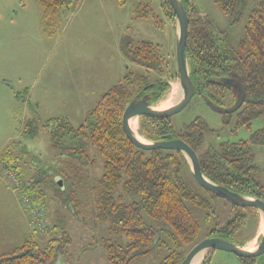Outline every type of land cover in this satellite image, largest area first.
Returning <instances> with one entry per match:
<instances>
[{
  "label": "rangeland",
  "instance_id": "rangeland-1",
  "mask_svg": "<svg viewBox=\"0 0 264 264\" xmlns=\"http://www.w3.org/2000/svg\"><path fill=\"white\" fill-rule=\"evenodd\" d=\"M117 1L79 0L72 10L64 12L58 32L49 36L44 29L39 0H0V154L8 146L14 157L19 158L17 169L24 183L28 184V180L36 177L37 187L28 189L29 193L39 195L48 224L56 237L69 239L64 254L55 264H110L106 245L116 242L126 246L129 240L121 231L112 232L111 219L104 220L98 216L93 187L104 173L106 157L96 147L87 145L85 151L93 165L89 162L84 164L78 157H73L71 151L54 147L46 122L68 117L77 128L85 123L101 94L123 81L128 72H148L124 56L121 50L124 38L131 40L133 45L143 41L157 45L168 68L178 74V23L168 16L162 0H126L124 5H118ZM261 1L248 0L242 19L232 24L230 17L214 0H194L197 15L211 21L229 47L238 53L241 41L246 39L249 12ZM140 7L145 8L147 16H142L143 12L138 13ZM151 75L160 77L155 72ZM169 84L170 89L155 106L169 107L183 97L182 94L169 103L173 86L181 89L179 76L171 79ZM38 99H42L41 107L36 103ZM231 101L232 98L227 97L226 102ZM197 117L206 120L213 130L205 132L200 149L209 145L217 147L225 141L248 142L253 155L251 166H254L250 171L251 178L264 190V145L250 140L257 130L264 127V114L254 118L250 126H236V114L227 124L224 114L196 95L171 118L176 128H182ZM140 120L141 116H137L136 132ZM29 121L36 122L35 135L28 134ZM87 131L90 133L91 128ZM183 178L211 200L210 209L186 202L201 223L200 241L211 237V229L225 225L242 210L248 214L247 224L237 234L234 243L257 248L264 233V217L260 211L253 207L246 210L233 208L229 201L213 198L210 191L195 183L189 175L184 174ZM58 180L63 183L59 184ZM69 186L70 192L66 191ZM73 192L77 194V202L68 198ZM122 193L121 185L115 195ZM13 195L17 196L22 207L21 194L0 169V217L3 216L4 205L8 208V203L15 202ZM139 199L140 195H124L126 202ZM143 216L146 226L160 230L166 242L137 255L129 264H162L172 250H190L189 245L177 247L167 240L168 233L172 231L168 223L145 212ZM50 228L45 235L38 234L42 247H46L54 236ZM202 257L197 264H202L207 258L206 264H264V254L248 259L222 249H214L210 255L205 252Z\"/></svg>",
  "mask_w": 264,
  "mask_h": 264
},
{
  "label": "trees",
  "instance_id": "trees-1",
  "mask_svg": "<svg viewBox=\"0 0 264 264\" xmlns=\"http://www.w3.org/2000/svg\"><path fill=\"white\" fill-rule=\"evenodd\" d=\"M78 1L39 0L47 35L54 36L58 32L64 12L72 10ZM181 1L189 14L186 52L196 94L203 96L207 102L222 104L226 88L231 86L221 82V78L234 68L236 82L241 83L239 88H230L233 92L232 103L235 104L241 98L243 91L245 98L235 113L224 115L225 123L228 124L232 115L236 114V126H250L254 118L264 114V0L249 12L245 26L246 39L241 41L239 53L229 47L225 37L214 28L211 21L197 15L194 0ZM247 1L214 0L230 17L232 24L242 19ZM125 2L117 1L118 5H124ZM162 5L174 20L175 14L169 0H162ZM138 13L147 16L144 7L138 8ZM121 50L129 61L144 67L148 72H128L123 81L100 96L85 123L77 128L66 118H53L46 122L54 147L71 151V155L78 157L84 164L89 162L93 165L85 151L87 145L96 147L106 157L104 173L93 187L98 216L104 220L111 219L112 232L121 231L129 240L126 246L116 242L106 245L110 264H129L137 255L166 242L160 230L146 226L143 212L172 227L167 235L169 242L177 247L189 245L191 250L200 241L201 223L186 202L191 201L204 209L211 208L210 198L198 192L183 178L186 174L194 180L190 163L181 151L139 148L128 138L122 125L123 113L133 99L147 96L151 105L156 104L170 89V80L179 75L168 68L159 47L151 42L133 45L131 40L124 38ZM152 72L158 73L160 77L153 78ZM28 124V134L35 135L36 122L29 121ZM88 128H91L90 133ZM209 131L213 130L202 117L185 123L182 128H176L171 117L151 115L141 116L138 130L149 141L181 138L197 152L204 142L205 132ZM250 140L264 145V127L257 130ZM199 156L202 172L211 181L232 191L264 199L263 186L251 178L253 155L246 140L224 142L218 148L199 153ZM4 165L21 176L17 169L20 166L19 158L14 157L8 146L0 154V169ZM37 183L36 177L28 180V189L36 188ZM121 185L123 193L116 196ZM66 191H71L70 186ZM210 193L213 198H219ZM125 194L140 195L141 199L126 202ZM33 195L40 203L39 195ZM68 198L73 202L78 199L76 192L68 195ZM65 202L68 201L65 199ZM232 207L239 210L248 208L234 204ZM247 219L248 214L241 210L225 225L211 229L209 236L234 242L237 234L246 226ZM49 230L54 236L48 240L46 247H42L38 240L27 239L13 250L0 254V264H55L58 257L64 254L69 239L56 237L52 227ZM237 244L245 246L244 243ZM190 250H172L162 264H180ZM207 262L208 258L202 264Z\"/></svg>",
  "mask_w": 264,
  "mask_h": 264
},
{
  "label": "water",
  "instance_id": "water-1",
  "mask_svg": "<svg viewBox=\"0 0 264 264\" xmlns=\"http://www.w3.org/2000/svg\"><path fill=\"white\" fill-rule=\"evenodd\" d=\"M169 2L174 10L175 19L178 23L176 59L178 75L183 89V97L173 106L164 110L154 109V105L150 104L147 96L133 99L127 105L123 113L122 125L125 133L137 147L145 150L176 149L181 151L188 159L193 178L200 186L236 206L256 208L263 214L264 217V199L232 191L228 187L222 184H217L208 179L202 172L198 153L186 141L181 138H170L162 141L144 142L138 139L130 126V119L136 116L151 115L155 117L170 118L174 114L183 110L195 94V87L192 82L186 52L189 32V14L181 0H169ZM244 98L245 93L243 91L241 98H239L236 103L229 108L217 107L213 103H209V105L220 113H234L242 106ZM58 182L59 184L63 183L62 180H58ZM214 249L231 251L244 258L260 256L264 254V233L261 236L259 245L254 251L247 250L244 246H240L220 237H207L195 244L180 264H192L193 259L201 251L207 250L206 252L209 253Z\"/></svg>",
  "mask_w": 264,
  "mask_h": 264
},
{
  "label": "crops",
  "instance_id": "crops-1",
  "mask_svg": "<svg viewBox=\"0 0 264 264\" xmlns=\"http://www.w3.org/2000/svg\"><path fill=\"white\" fill-rule=\"evenodd\" d=\"M36 103L38 107H41L42 99L36 100ZM14 198L15 202L8 203L10 206L8 208L4 205V210L1 212L3 216L0 217V254L13 250L27 239H35L38 241L41 239L40 235L42 234L40 233L38 235L39 232L32 227L27 209L22 206L26 211L23 210L17 200V196H14Z\"/></svg>",
  "mask_w": 264,
  "mask_h": 264
},
{
  "label": "built area",
  "instance_id": "built-area-1",
  "mask_svg": "<svg viewBox=\"0 0 264 264\" xmlns=\"http://www.w3.org/2000/svg\"><path fill=\"white\" fill-rule=\"evenodd\" d=\"M1 173L21 194L22 205L30 215L33 229L45 235L49 224L44 206L35 199L33 194L29 193L28 185L21 180L17 172L4 165L1 167Z\"/></svg>",
  "mask_w": 264,
  "mask_h": 264
},
{
  "label": "flooded vegetation",
  "instance_id": "flooded-vegetation-1",
  "mask_svg": "<svg viewBox=\"0 0 264 264\" xmlns=\"http://www.w3.org/2000/svg\"><path fill=\"white\" fill-rule=\"evenodd\" d=\"M234 67V66H233ZM235 73V70H234V68L233 69H231V70H229V72L223 77V78H221V82H224V83H226L228 86H231L230 88H239L240 87V81H237L236 82V79H235V77H234V74ZM241 76V74L240 73H238V77H240ZM239 79V78H238ZM241 79V78H240ZM230 88H226L227 89V91H226V93H225V97L222 99V104H220V105H216L217 107H221V108H229V107H231L232 105H234L233 103H232V101H233V92H232V90L230 89ZM197 94H196V91H195V94H194V96H196ZM193 96V97H194ZM198 96H201V95H198ZM203 99H204V97L203 96H201ZM227 97H231L232 98V101H231V103H228V102H226V99H227ZM204 101L209 105V103L210 102H207L205 99H204ZM227 104V105H226ZM210 106V105H209ZM211 107V106H210ZM212 108V107H211ZM235 113V112H234ZM222 114H224V113H222ZM227 114H233V113H227ZM227 114H224V115H227ZM224 120H225V118H224ZM185 141V140H184ZM225 142H228V141H225ZM222 143H224V142H222ZM221 143V144H222ZM221 144H219L217 147H212V145H209V147L208 148H206V149H204V148H202V149H200L199 148V151L197 152L198 153V155H199V153H201V152H203V151H205V150H207V149H212V148H218ZM195 150V149H194ZM199 158H200V156H199ZM201 162V161H200Z\"/></svg>",
  "mask_w": 264,
  "mask_h": 264
},
{
  "label": "bare ground",
  "instance_id": "bare-ground-1",
  "mask_svg": "<svg viewBox=\"0 0 264 264\" xmlns=\"http://www.w3.org/2000/svg\"><path fill=\"white\" fill-rule=\"evenodd\" d=\"M181 89H182V86H181ZM179 87H177V85L176 86H173V88H172V93H171V95H170V102L169 103H171V102H173L174 100H176L180 95H182L183 94V89L181 90ZM182 92V93H181ZM182 97V96H181ZM181 97H180V99H181ZM179 99V98H178ZM178 102V101H177ZM174 105V104H173ZM173 105H171V106H173ZM171 106H169V107H171ZM169 107H165V108H163V107H157V106H155V104H154V109H157V110H164V109H167V108H169ZM130 126H131V128L133 129V131H134V133L136 134V136L138 137V139H140L141 141H144V139L139 135V133L138 132H136V127H137V116L136 117H133L132 119H130ZM145 142V141H144ZM264 229V228H263ZM245 247V249H247V250H251V251H254L256 248H254V249H251V248H248V247H246V246H244ZM207 250H203V251H201L198 255H196V257L193 259V261H192V264H197V261H199L201 258H203L202 256L204 255V253L206 252Z\"/></svg>",
  "mask_w": 264,
  "mask_h": 264
}]
</instances>
